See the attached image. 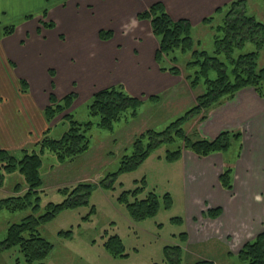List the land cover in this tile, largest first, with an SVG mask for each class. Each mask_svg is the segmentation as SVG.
<instances>
[{
  "label": "crops",
  "instance_id": "crops-1",
  "mask_svg": "<svg viewBox=\"0 0 264 264\" xmlns=\"http://www.w3.org/2000/svg\"><path fill=\"white\" fill-rule=\"evenodd\" d=\"M4 1L0 0V17L10 8L31 10L9 8ZM231 1L63 0L52 8L39 3L37 8L46 9V15L31 26L22 22L10 35H3L0 28V150H31L47 130L50 136L62 123L50 124L44 116L51 93H75L78 98L88 96V101L94 92L110 85L121 84L136 97L156 96L174 87L180 75L161 70L155 60L158 40L149 21L139 19L138 14L160 2L173 20L187 19L193 27L204 24L205 18ZM49 22L52 27L44 26ZM102 31L110 32V38L102 39ZM168 58L172 67L177 56L173 53ZM20 81L26 82L24 91ZM229 130L241 136L226 152L200 157L185 149L175 164L180 170L186 218L195 222L185 230V243L232 238L239 251L264 232V99L254 88L245 87L225 97L199 125L207 139ZM231 148L230 156H225ZM226 168H232L231 190L219 181ZM215 208L221 209L217 218L205 215Z\"/></svg>",
  "mask_w": 264,
  "mask_h": 264
},
{
  "label": "rangeland",
  "instance_id": "rangeland-1",
  "mask_svg": "<svg viewBox=\"0 0 264 264\" xmlns=\"http://www.w3.org/2000/svg\"><path fill=\"white\" fill-rule=\"evenodd\" d=\"M58 1L63 0H6L3 4L9 8L10 6H21L29 7L31 10L19 11L8 8L9 10L0 17V28L12 25L16 27L22 22H30L31 26L33 21L37 22L45 17L43 15L44 8H37L39 3L40 5L44 4L45 8L48 6L52 8ZM229 4L221 7L214 13L215 15L210 16L214 19L212 22L204 23L205 25L200 24L201 22L194 24L192 27L193 39L200 41L196 48L209 53L213 52L214 38L220 34L216 26L222 23L221 19H225ZM244 9L246 15L253 16L264 24L263 0H245ZM155 38L159 42V38L156 36ZM255 50L256 47L253 43L245 42L241 53ZM174 53L177 60L172 66L178 68V75H180L175 86L159 92L156 99H150L151 96L147 94L137 96L142 101L141 106L135 110V113L129 110L121 115L119 120L113 123L112 130L99 128L97 126L98 117L92 118L88 115V106L92 95L88 101L86 100L88 96L76 97L71 106L66 108L62 99L68 94L59 96L53 93L56 102L61 104L64 109L57 111L49 122L51 124L62 121L50 132V137L57 139L61 133L68 129L69 121L65 118L66 115H71L79 122L90 120L93 125L87 132L90 140L89 149L73 158L67 157L63 161H59L56 155L50 151L45 150L42 153L41 158L44 153L46 155L43 157V165L39 169L43 184L36 189L37 196L39 195L40 198L39 207L36 208V212L33 206L17 211L0 209V240L5 238L10 224L20 222L31 213L35 215L44 213L47 203H60L78 184L90 183L92 189L87 204L63 209L39 227L41 235L53 245L43 260L45 264H166L168 260L163 252L165 245L181 246L182 264H193L199 259H208L214 264H246L237 258L238 249L234 246L232 238L224 241L209 238L200 242L193 240L192 243H185L182 240L180 234L190 229L192 221L193 224L195 222L191 221L189 216L186 218V209L180 189L179 167L175 162L165 159L166 149L175 148L177 144H162L137 169L119 174L111 186H107L111 180L110 175L117 172L121 159L125 155L131 154L133 143L136 140L148 130L162 131L171 122L184 116L196 105L197 96L205 92L206 86L202 79L197 86H191L194 72L197 70L192 66H187L191 61V54L182 53L179 50ZM234 53L236 56L240 52L236 50ZM220 57L227 60L224 55H220ZM168 59V57H164L158 64L159 67L170 72L171 65ZM226 63L229 73L232 66L228 60ZM257 65L259 68L264 66V46L258 51ZM214 76L215 72H210V77ZM109 87L123 88L121 84ZM223 100L224 98L213 105L206 112L203 120V113L188 119L183 125L186 135L192 140L205 138L199 131V125L207 119L209 112L220 105ZM229 131L236 132V130ZM143 142L145 143V139ZM177 143L181 144L180 141ZM31 147H29L31 150L26 148L12 153L21 157L24 150L28 153L39 152L38 144ZM231 150L232 148L225 156H230ZM10 175L12 176L4 180L5 185L3 183L0 187V200L19 197L27 191L28 186L18 171ZM17 175L22 178V183H18L20 179ZM142 179L145 180V190L140 197H143L148 191H154L158 195L159 209L153 217L135 220L131 217L126 204L119 200V196L123 191L132 190L141 185ZM9 182L11 188L7 187ZM17 184L19 186L15 188ZM165 193H168L172 199V206L169 209L163 207ZM32 202L34 204V197ZM92 208L93 211H91ZM176 218L187 220L183 222L181 219L182 221L179 222L175 220ZM68 230L71 231L70 236L66 237L60 234V231ZM113 234H117L121 239L125 253L128 254L126 257L113 256L105 248L104 242L109 235ZM17 259L23 261L17 248L0 254V264H15Z\"/></svg>",
  "mask_w": 264,
  "mask_h": 264
},
{
  "label": "trees",
  "instance_id": "trees-1",
  "mask_svg": "<svg viewBox=\"0 0 264 264\" xmlns=\"http://www.w3.org/2000/svg\"><path fill=\"white\" fill-rule=\"evenodd\" d=\"M228 7L223 24L217 27L220 34L214 38L215 47L212 53L196 48L199 42H195L193 39L191 23L187 19L173 20L165 11L162 3H154L147 10L138 14L139 19L149 20L153 35L159 38L155 53L156 62L160 63L164 57L171 56L176 50L190 53L191 61L187 66L197 69L194 72L191 86H197L202 79L206 88L202 95L197 96L196 105L184 116L171 122L162 131L148 130L136 140L133 143L131 154L125 155L120 161L117 172L110 175L111 180L107 186H111L119 174L137 169L162 144H177L175 148H168L165 151V159L175 162L180 159L182 151L185 149L192 151L197 156L205 157L212 153L226 152L233 141L239 140L241 134L238 131H224L214 139L192 140L183 130V125L188 119L203 113V120L206 112L213 105L225 97L233 96L242 88L252 87L264 99V66L259 68L257 65L258 51L264 46V24L253 16L246 15L245 0H233ZM218 10L220 8H217L216 11ZM43 15H46V9L43 11ZM212 19V17L205 18L203 23L212 22ZM44 26L52 27L53 25L49 22L44 23ZM14 29L13 25L4 27L3 35H10ZM110 36V32H100L102 39H108ZM245 42L253 43L256 50L241 53ZM236 50H239L240 53L235 56ZM220 55H224L232 66L229 73L227 72V60H223ZM172 59L174 60V57ZM161 69L164 70V68ZM212 71L215 72L214 77H210ZM170 72L178 74L179 70L172 66ZM20 85L24 91L26 82L20 81ZM76 97L75 93L64 96L62 100L65 107H70ZM156 97L151 96L150 99H156ZM141 104L142 101L138 97L128 94L123 88L108 87L92 95L88 106V115L92 118L98 117L97 126L99 128L112 130L113 123L118 121L121 115L129 110L135 113ZM63 109V106L56 102L54 94L51 93L49 105L44 109V116L50 122L54 114ZM65 118L69 121L68 129L57 139L48 136L47 130L37 143L40 146L39 152L28 153L24 150L21 157H17L12 152L0 150V187H2L6 175L15 171L23 176L28 186L23 195L0 200V209L17 211L33 206L35 212L37 211L40 198L39 195L37 196L36 189L43 184L39 169L42 166L41 155L45 150L54 153L59 161H63L67 157L73 158L89 149L90 140L87 132L93 125L92 121L79 122L71 115H66ZM177 141H180L181 144ZM219 181L223 188L231 190L232 168L224 169L219 176ZM18 186L17 184L15 188ZM91 189L92 184L80 183L69 191L62 202L47 203L44 213L39 215L31 213L20 222L10 224L5 238L0 240V254L17 248L23 261L17 259L15 264H45L43 260L53 245L41 235L39 227L63 209L87 204ZM144 190L145 180L142 179L141 185L132 190L123 191L119 196V200L126 204L131 217L135 220L153 217L159 209L158 195L154 191H148L143 197H140L144 194ZM171 206L172 199L168 193H165L163 207L169 209ZM220 213L221 209L215 208L207 210L205 215L214 219ZM175 220L182 221L181 218ZM60 234L68 237L71 231H60ZM180 236L185 242L186 233L183 232ZM104 246L113 256L126 257L128 255L117 234L109 235ZM163 252L168 260L166 264H182L180 245H165ZM237 258L246 264H264V232L258 234L254 240L243 244L237 253ZM193 264H214V262L208 259H199Z\"/></svg>",
  "mask_w": 264,
  "mask_h": 264
}]
</instances>
